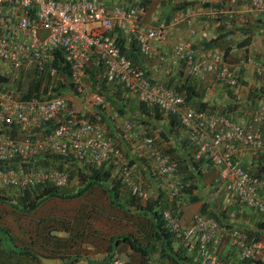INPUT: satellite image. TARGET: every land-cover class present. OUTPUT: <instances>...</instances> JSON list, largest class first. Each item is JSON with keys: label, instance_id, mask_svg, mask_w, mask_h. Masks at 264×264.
<instances>
[{"label": "built area", "instance_id": "obj_1", "mask_svg": "<svg viewBox=\"0 0 264 264\" xmlns=\"http://www.w3.org/2000/svg\"><path fill=\"white\" fill-rule=\"evenodd\" d=\"M168 1L188 3L173 13L172 24H187L193 35L210 14L195 5L197 0ZM217 3L219 7L213 11L216 17L236 14L238 7L247 3L255 17L263 15L260 20L264 23V0H217ZM147 12L143 0L128 5L110 4L107 0H0V67L5 66L17 75L37 71L57 82L64 68L69 71L77 96L114 117L116 114L105 95L91 90L86 81L88 68L97 59L103 66L100 76L107 82L120 83L138 100L175 115L190 141L196 144L197 156L207 158L219 173L225 191L234 200L264 215L263 177L249 172L238 158L242 149L253 156L264 153V102L245 120H237L208 108L197 109L165 82L151 80L146 69L134 65L122 52L114 34L120 31L128 43L135 42L142 56H158L159 64L167 62V55L158 52L156 44L166 45L168 33L164 26L147 23ZM58 52L62 54L60 64L55 62ZM174 52L194 78L211 74L218 83L236 88L241 80L248 78L251 68L254 76L264 83V61L252 54L230 62L222 51L201 50L191 41L175 44ZM85 113L73 112L62 94L24 98L19 91L0 87V188L21 194L39 184L67 185L70 175L66 169L32 166L34 158L53 153L80 165L111 167L123 189L141 201L150 198L139 174L142 169L159 180L171 201L182 194L185 183L178 161L157 145V136L142 134L129 118L121 120L125 146L143 163L137 167L107 136L100 116L92 120ZM50 120L56 121L51 132L27 133L38 131ZM14 128L23 132L8 131ZM181 208L177 202L175 209L164 212L167 226L186 240L189 250L198 248L201 264H224L219 245L227 240L235 248V264L264 263V239L201 212L184 223ZM124 262L119 258L112 264Z\"/></svg>", "mask_w": 264, "mask_h": 264}, {"label": "trees", "instance_id": "obj_2", "mask_svg": "<svg viewBox=\"0 0 264 264\" xmlns=\"http://www.w3.org/2000/svg\"><path fill=\"white\" fill-rule=\"evenodd\" d=\"M107 1L110 4L128 5L134 3L136 0ZM150 1H144L146 6H148L147 2L150 3ZM162 2H167V6H171V8L173 7V12L174 10L176 12L179 9L187 7L188 4L174 3L173 5L168 0H162ZM193 3H195V1H193ZM166 5L162 7L164 8L162 9V13L166 19H170L171 21L173 14L169 15L168 17V10L165 8ZM238 19L239 16L237 15L234 16V14L225 13L221 14L216 19L209 20L211 24H215V31L217 35L211 38L204 37L200 41V44H196L194 47L196 46L198 49L207 50L212 48L215 49L214 47L217 46L225 45L227 37L237 32L236 29L244 36L242 42L238 43L239 47L246 46L248 43L252 44L253 41L256 43L259 41L264 43V23H261L259 20L252 21V19H250V21L246 20L244 22L245 25L237 26V21H239ZM229 26L233 27V29H230ZM114 34L119 41L122 52L126 54V56L134 63V65L146 69V73L149 76V70L141 66V62L144 60L142 59L143 56L139 51L138 45L135 42L131 44L128 43L126 36L120 31ZM250 50L251 48L248 49V52H245L249 53ZM252 53V55L258 59L259 56L257 53H254V51H252ZM57 55L58 58L55 62L60 64L62 61V54L61 52H58ZM102 67V64L97 59L92 60V65H90L88 68L86 81H88V85L91 90H97L105 95L111 110H113L116 115L112 117L111 115H108V111H106L104 108L97 106L93 108L92 113L86 112L85 117H90L92 120H94L100 116L101 122L106 127L107 136L125 151L131 163H136L137 167H140L142 161L137 159V157L125 146L126 143L123 139L121 130V120L123 121L125 118H129L135 123L142 134L157 136V140L160 141V143L165 142V145L167 146L164 145L165 149L162 148V150L171 154L172 157L178 161L179 173L183 182L185 183L182 194H180V196L174 201L168 203L165 193L161 192L156 200H150L148 203L144 204L137 196L133 195L130 191L126 189L125 191L123 189L120 179L115 175L114 170H112L111 167L104 165L100 168H94L91 166L89 167L88 165H81L79 171L76 172L72 169V166H74L76 163L70 162V160L61 155L52 153L45 154L42 157L34 158L33 160H35V163L32 166L52 167L51 165H59V168L66 169L69 172L70 182L63 186L64 188L54 186L51 183H46L39 184L34 188L25 190L20 196L21 204H23V211L32 212L36 210L46 199L53 196L61 198L80 197L93 187L99 186L109 197L110 203L114 207L130 215L136 214L137 216H143L145 217V222L142 223L143 230L140 236L141 239L130 232L122 233L112 237L108 247L109 252L106 254L105 259L96 261L95 264H112L115 260L121 258L119 255L120 247L124 245L129 246L134 252L140 255L141 260L139 264H201L198 257V248L194 247L192 250H189V248L186 247V240L184 241L183 238L178 236V233L172 231L167 226L164 212L168 208L175 209L177 202H179L180 206L182 207L186 201L189 203L200 201L202 199L200 193H202L204 190L202 183L203 177L208 171H214L215 167L204 156H197L196 144L190 141L175 115L171 113H164L163 111H160L159 108L151 107L138 100L137 97L133 96L130 91L125 89V87L120 83L107 82L106 79H103L100 76ZM60 72L61 74L65 75L68 80H70V85H66L61 81L57 82L50 75L47 76L37 71H30L27 73H21L19 75H14L13 73H11L13 75L9 74L7 76L0 75V87L7 86L9 89L19 91L24 98H29L31 96L45 97L53 93L61 94L62 91H70V89L74 91V87L69 77V71L61 68ZM184 72L182 71L183 74ZM185 75V77H182L181 75V78H179L177 81L175 80V77H171V81L167 82L166 85L183 94L189 104L190 102L196 100V98H201L203 93H200L197 90L198 88L196 83L198 79L187 73ZM12 76L18 79L12 82ZM25 77L31 78L30 86L26 91L22 90L21 86ZM11 83H14L15 85H11ZM224 86L227 89L226 92L230 93V87L226 85ZM239 86H241V83ZM253 89L254 90L252 91L251 96H249V99L244 104L240 102L235 104L228 103L227 105L222 106L223 108L221 109L216 106L213 107V105L210 106V103L207 101L201 102L200 108H208L213 113L231 116L233 119L245 120L250 115V112L255 109L258 104L264 102V99L261 101V98H263L264 95V85L259 84L253 87ZM55 124V120H50L49 122L43 124V126L38 131L31 130L27 131V133L32 135L46 134L54 129ZM166 127L167 130H163ZM174 130H176V132L182 133L183 137L178 144L182 147L181 149H183L182 153H179L181 150L179 149V146L175 147L171 146L170 144L174 137H177V135L173 133ZM8 131L18 134L19 132L22 133L23 129L20 131L17 128H14L9 129ZM260 159L261 161L259 163V167L257 168V171H254V173H257L263 177L264 180V153H262ZM245 168L251 172V170H249L247 167ZM140 172L144 176L149 175L145 169L140 170ZM74 178H77L82 183V187H70L71 179ZM5 200L11 202L10 199L4 195L2 190H0V201ZM14 205L18 207V205ZM208 208H210L209 203L204 202L201 213L211 216L223 224L233 226L232 223L226 221L228 218V208H224L220 212ZM235 208H239L237 210H240V213L242 214V210H246L245 208L248 210L250 207L235 200ZM181 209L182 211L180 212V216H183V208ZM259 216L261 217H257V220L255 221V226L258 230L254 231L250 229L249 231L252 234H256L259 238H263L264 215L259 213ZM59 222V218L44 219L40 222V226L37 231L38 241L46 250L52 252L51 258H64V252L69 246L68 240L64 239L63 235H60L62 231L60 228H58ZM62 223L61 224L64 229L68 231V225H65V221ZM0 233L5 237L8 236L10 241H12L13 245L15 246L14 249L5 248V245L1 240L2 235L0 234V249H2L0 250V264H42L41 256L44 255L41 254L43 253L36 252L31 247H22L18 244H15L9 233L1 227ZM219 252L221 253V258L225 260L224 264H235L234 255L236 254V251L229 241L228 245H225L224 247L222 243L219 245ZM240 264L252 263L241 262Z\"/></svg>", "mask_w": 264, "mask_h": 264}, {"label": "rangeland", "instance_id": "obj_3", "mask_svg": "<svg viewBox=\"0 0 264 264\" xmlns=\"http://www.w3.org/2000/svg\"><path fill=\"white\" fill-rule=\"evenodd\" d=\"M247 13H251L250 15H252L255 20V16L252 12ZM246 17H248V20L251 19V16L247 15ZM200 28L201 27H199V29ZM233 37H236L234 40L236 45L244 38L241 32H236L233 34ZM257 44L258 43L255 42V45ZM253 51H255V49H253ZM237 58L232 57V59L235 60ZM11 73L13 72L7 67H0V75L7 76ZM13 74L17 75L15 73ZM62 76L64 78H62ZM60 78L61 82L64 81L66 85H70V80H68L65 75H61ZM17 79L18 78H14L13 76L11 78L12 82ZM30 81V77L24 78L21 84L22 90H28ZM245 84L246 81L244 79L241 81V86ZM11 85L15 84L11 83ZM76 93L77 92L72 89H70V91L61 92V94L68 99L69 108L73 112L92 113L94 107L88 101H85L84 97L81 98L77 96ZM157 142L158 146L165 149V142L160 143L158 140ZM51 166L58 167L59 165ZM80 168L81 165L78 163L72 166V169L76 172L79 171ZM139 174L145 181L150 192V198L147 201H142V203L146 204L150 200H156L161 192L165 193L168 203L171 202L166 190L160 186L158 179H155L151 175L144 176L141 172ZM254 175L260 176L257 173H254ZM70 187H82V183L77 178H74L71 179ZM0 190H2L4 195L11 201H0V227L5 229L13 238V242L19 246L31 247L36 252L43 253L41 255L47 257L50 255L49 257H51L52 252L46 250L38 241L37 231L42 220L53 218L60 219L58 225V228L62 231L60 235H63L64 239L68 240L69 246L64 252V258L52 257L58 260L57 264H95L96 261L105 259L106 254L109 252L108 247L110 245V239L122 233L130 232L141 239L140 236L143 230L142 223L145 222V217L137 216L136 214L130 215L114 207L110 203L109 197L99 186L93 187L80 197H50L32 212L23 211L20 193L10 188ZM14 204L18 205V207ZM63 221H65V225H68V231L62 226ZM1 235V240L5 248L14 249L15 246L8 236L5 237L3 234ZM222 245L223 247L228 245V241H224ZM119 255L125 261L124 264H139L141 260L140 255L126 245L120 247Z\"/></svg>", "mask_w": 264, "mask_h": 264}, {"label": "crops", "instance_id": "obj_4", "mask_svg": "<svg viewBox=\"0 0 264 264\" xmlns=\"http://www.w3.org/2000/svg\"><path fill=\"white\" fill-rule=\"evenodd\" d=\"M144 1L145 0H143V2ZM171 3L174 5L173 2ZM166 4L167 2L163 3L162 0H151L150 3L148 2V12L145 17V21L149 24L165 27L166 32L168 33L169 41L166 45H162V44H156V45L158 52L166 54L168 60L165 63L159 64L158 56L153 58L143 56L142 59L144 61L141 62V66L149 70L150 72L149 77L151 80L153 81L160 80L167 84V82L171 81V77H175V80L177 81L179 80V78H181L180 77L181 75L182 77H185L186 76L185 74L187 73L185 64L182 61H178L177 58L175 57V52H174L175 44L183 41L184 42L191 41L192 43H194V45H196V44H200V41L204 37L211 38L217 35L215 31L216 29L215 24L214 25L211 24L209 20H213L217 18L214 15L213 11L215 8L219 7V3H217V0H197L195 5L201 8L202 10L208 11L210 14L208 15L207 18H205L204 25L201 28V30L199 29L195 35H193L190 32V29L186 26L185 23H181L179 25H173L172 20L170 21V19H166V17L162 13L163 12L162 9H164L162 7ZM246 4L244 3L240 7H238L236 14H234V16L235 15L239 16L238 19L239 21H237V26L245 25L244 20L248 21V18L246 17L247 15L251 16L252 21L254 20L253 16L250 15V13H245L251 11V9L248 8ZM165 8L168 10L167 13L168 17L169 15L175 13V10L173 12V7L171 8V6L166 5ZM261 17H263V15H259L258 16L259 19L257 17L254 18L255 20H259L261 22L260 20ZM229 28L233 29V27L231 26H229ZM236 31L239 32L237 29ZM235 39L236 37H233V35H229L226 39L225 45L217 46L214 48L222 51L225 54L226 59L230 62L238 61L246 57V55L253 54L252 53L253 49H255L254 53H257V55L259 56L258 59L264 61L263 42L259 41L258 44L255 45V42L253 41L252 44L248 43L246 46L238 47V44L237 45L235 44L234 41ZM241 41L242 40H240V42ZM250 48L251 50L249 51V53H246L245 51L248 52V49ZM232 57L233 58L238 57V58L235 60L232 59ZM182 71L183 72L185 71L184 74L182 73ZM247 77L248 79H246L245 85L236 88H229L230 93L226 92L227 89L225 88L224 85L216 81V77L214 75L209 74L203 78H199L196 83L198 88L197 90L200 93L202 92L203 96L201 98H196V100L190 102L189 105L196 108H200L201 102L208 101L210 103L209 104L210 106L213 105V107L216 106L222 109L223 108L222 106L227 105L228 103L235 104L240 102L244 104L249 99V96H251V93L254 90L253 87L259 84L264 85L263 81L260 78L258 77L256 78V76H254V72L251 68L248 70ZM230 94L235 96H232ZM263 99H264V95L263 98H261V101ZM163 130H167V127L164 128ZM173 133L177 135V137H174V139L170 144L171 146H175V147L179 146V149H181L182 147L178 144L180 143V140L183 137L182 133L176 132V130H174ZM182 152L183 149L179 151V153ZM261 156L262 154L259 156H253L248 150L242 149L238 158L243 166L247 167L249 170H251L252 173H254V171H257V168L259 167ZM202 183L204 189L203 192L200 193L202 199L195 203H189L188 201L184 202L183 216H182L184 223L190 222L194 214L202 211L201 209L203 207V203L208 202L210 207L208 209L211 210H217L218 212H220L224 208H228L227 209L228 218L226 219V221L232 223L233 226L241 227L247 229L248 231L250 229L254 231L258 230L255 226L256 225L255 221L257 220V217H261L259 216V212L251 208H248V210L247 208H245L246 210H242L241 211L242 214H241L240 210H237L239 208H235V200L227 192L225 193L222 182H220L219 173L217 172L216 169L214 171H208L203 177ZM261 239L263 238L261 237Z\"/></svg>", "mask_w": 264, "mask_h": 264}, {"label": "water", "instance_id": "obj_5", "mask_svg": "<svg viewBox=\"0 0 264 264\" xmlns=\"http://www.w3.org/2000/svg\"><path fill=\"white\" fill-rule=\"evenodd\" d=\"M42 264H57L56 258L41 256Z\"/></svg>", "mask_w": 264, "mask_h": 264}]
</instances>
